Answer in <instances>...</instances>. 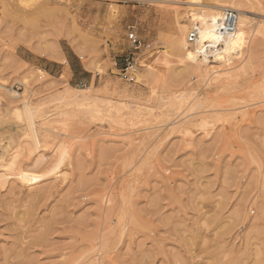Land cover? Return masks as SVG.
I'll use <instances>...</instances> for the list:
<instances>
[{"label":"rangeland","instance_id":"1","mask_svg":"<svg viewBox=\"0 0 264 264\" xmlns=\"http://www.w3.org/2000/svg\"><path fill=\"white\" fill-rule=\"evenodd\" d=\"M187 1L0 0V148L25 135L0 169V264H264V0H201L248 12L207 75L172 48Z\"/></svg>","mask_w":264,"mask_h":264},{"label":"bare ground","instance_id":"2","mask_svg":"<svg viewBox=\"0 0 264 264\" xmlns=\"http://www.w3.org/2000/svg\"><path fill=\"white\" fill-rule=\"evenodd\" d=\"M211 2L201 1V0H189L186 2V4L191 5L192 8L195 7L194 9H199V11H196V13L190 14L189 19H191V21L194 23L195 22L201 23V25H202V30H201L202 42L196 43L194 45H191L189 43L188 35L186 36L185 33H187V31L190 28L189 23L187 22L190 20H186L184 23H181L182 27L179 29V33H181L182 35L181 36L178 35L179 37H176L174 39V41L172 39V42H173L172 48H174L176 56H180L181 59H186L187 61H190L192 63L190 66L185 67V73L187 71L188 72L191 71L194 73L207 75V73H210L215 68L220 69L219 65H222L224 63V61H229V60H232L233 58H235L237 55L239 56L241 53L240 51L243 50V46L246 43V40H247V31L245 28L246 24H245V18L242 16V17H240L239 30L237 31L236 35L234 37L228 39V40L227 39L225 40V47H224V50L222 52L223 53L222 57L216 58V60H214V61H209L205 57L204 58L200 57V54H201L202 49H203L202 48L203 42L206 40H216L217 39V29H218V26L220 23V19L222 18L223 12L231 9V10L238 11L239 13H242V14H246V15L248 14V12H242L239 9L220 4L219 2H214V3H211ZM243 3H246L247 5L262 6L263 0H243ZM208 9H211L209 13H207ZM261 9H263V8H261ZM189 12H191V11H189ZM191 47H195V48L192 49ZM198 57L202 58V60H200ZM227 71L228 70H226V72ZM213 72L218 74L219 71L214 70ZM144 75H145V73H144ZM7 90L10 92L12 99L18 100V99H21L22 97H24L22 94L14 91L13 89H7ZM35 111L36 110L33 108L32 104L29 100V101L23 102V109H16L15 115H16V118L20 122L25 121L26 125L28 126V129L30 130V133L28 135H26V137H28L30 135L29 138L34 142L35 149L38 151L42 146H41V142L39 139V133H38V130L36 128V121L34 119L35 118L34 115L36 114V113L34 114ZM13 115H14V113H13ZM24 137H25V135L21 136V138L18 139V142H16V146L14 148H12L13 150H11V151H10V148L12 147L11 145H13V144H11L12 142H8V144H7L8 146H6V145L3 146V148L6 147L5 150L7 152L4 151L5 152L4 153L3 150H0V154H1L0 155V169H1V167L4 166L5 161L8 159L7 154L9 153V151L12 153H10V156H11L9 158L10 163H8V166L7 165L6 166H7V168H11V167L15 166L16 160L20 156V153L22 151L21 143H22V140L24 139ZM14 141H17V139H15ZM3 148H0V149H3ZM2 176L0 174V177H2ZM21 177H22V180L25 181L26 183H31L34 180H38V178H40L39 176H36L35 174L30 173L28 171H23L21 173ZM36 182H38V181H36ZM32 184H34V183H32Z\"/></svg>","mask_w":264,"mask_h":264},{"label":"built area","instance_id":"3","mask_svg":"<svg viewBox=\"0 0 264 264\" xmlns=\"http://www.w3.org/2000/svg\"><path fill=\"white\" fill-rule=\"evenodd\" d=\"M240 15L235 10H227L223 13L217 29L216 40H206L202 44V52L200 57L207 58L209 61H214L216 58L223 56L225 40L234 37L239 30ZM202 25L200 22H195L188 34V40L191 45L202 42L201 39ZM129 40L132 43L133 52L127 59L125 68L121 70V76L128 82H136V55L137 51H141L143 44L137 34L131 30L129 32ZM137 52V53H136Z\"/></svg>","mask_w":264,"mask_h":264}]
</instances>
